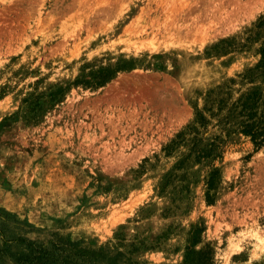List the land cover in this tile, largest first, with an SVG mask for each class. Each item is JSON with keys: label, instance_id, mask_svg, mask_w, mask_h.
<instances>
[{"label": "rangeland", "instance_id": "374dc122", "mask_svg": "<svg viewBox=\"0 0 264 264\" xmlns=\"http://www.w3.org/2000/svg\"><path fill=\"white\" fill-rule=\"evenodd\" d=\"M263 49L264 0H0V249L183 264L198 227L210 264H264V149L234 110L164 150L218 87L264 121Z\"/></svg>", "mask_w": 264, "mask_h": 264}, {"label": "trees", "instance_id": "16d2710c", "mask_svg": "<svg viewBox=\"0 0 264 264\" xmlns=\"http://www.w3.org/2000/svg\"><path fill=\"white\" fill-rule=\"evenodd\" d=\"M264 59V49L262 50V60ZM261 64V62H260ZM259 68V67H258ZM108 77L101 80V83L108 81ZM228 91H222L221 87L212 90L206 98V105L202 110L196 109L194 119L188 124L184 130L179 132L175 139L171 141L164 150L172 151V149L183 142L186 135L193 134L192 140H196L198 127H204L209 122L204 113H209V118H219V122H224L221 119V113L225 109L228 111V116L232 114V110L236 113L238 121L236 125H232L234 129L232 133H239L249 137L254 146L255 151L264 149V121L259 119L258 107L254 93L249 92L241 96L237 101L230 102ZM228 119V117L226 118ZM264 119V117H263ZM228 125V123H225ZM217 148L213 142L209 143L208 148L198 151L196 158L198 161L215 157ZM219 175L217 169H214L206 181V202L212 204L213 192L216 189V180ZM8 220L0 219V235H3L9 228ZM202 228L194 227L190 236L189 246L186 250L183 264H210L208 257H201L204 251H193L192 248L200 242L199 235ZM3 239V238H2ZM14 245L19 248L18 252L12 253L9 249ZM76 243H64L63 241L49 242L48 246L43 243L30 240L26 237H16L10 240L3 239V248L0 249V254H6L12 259L13 264H99L105 257H94L96 252H91L88 257L82 255L78 251ZM9 250V251H8ZM197 256V257H196Z\"/></svg>", "mask_w": 264, "mask_h": 264}]
</instances>
